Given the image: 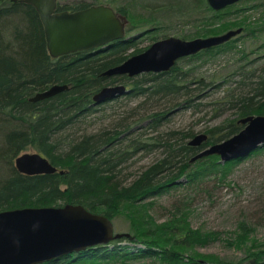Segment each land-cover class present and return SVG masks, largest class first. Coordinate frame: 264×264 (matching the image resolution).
<instances>
[{
	"label": "trees",
	"instance_id": "obj_1",
	"mask_svg": "<svg viewBox=\"0 0 264 264\" xmlns=\"http://www.w3.org/2000/svg\"><path fill=\"white\" fill-rule=\"evenodd\" d=\"M110 3L117 13L129 15L125 6ZM193 3L199 8L208 7L206 0ZM92 5L94 1L80 0L60 4L58 8L77 11ZM262 29L259 27L258 31ZM224 30L209 32L214 35ZM246 31L253 32L250 27ZM142 34L133 36L131 31L126 32L125 39L114 41L109 47L53 58L35 8L13 0L7 5L0 0V211L74 204L112 222L121 218L129 221L127 231L123 232L116 231L113 223L114 237L107 243L88 246L43 264H231L218 256L195 252L197 247L207 245L215 233L204 235L192 229L189 214L181 206H174L161 224L136 208L141 203L143 209L153 205L156 195L169 188L190 186L219 173L225 176L245 159L222 163L218 155H208L191 162L202 150L237 134L243 128L238 123L240 119L264 115V66L250 69L245 76L239 74L237 91L227 92L239 120L206 130V140L200 146H192L190 141L198 135L193 130L163 131L162 126L174 112L199 109L202 105L194 104L196 97H208L212 88H219L220 84H215L217 79L209 83L190 79L191 75L178 63L161 73L134 77L102 75L149 47L140 46ZM241 38L190 58L231 50L233 42ZM55 84H67L69 88L38 102L29 101ZM117 84L130 89L123 95L126 101L137 100L138 104L128 116H119L111 127L89 129L91 116L99 111L94 95ZM193 84L197 87L192 88ZM112 100L119 101V97ZM133 115L135 120L130 121ZM30 148L65 170L63 174L20 173L15 160ZM157 149L162 150V157L154 164L129 172L132 166L128 162ZM183 178L185 183L179 181ZM240 233L229 244L244 249L249 264H259L264 260V249L254 251L261 246L257 248L254 239L247 237L248 229H241ZM116 234L122 236L115 237Z\"/></svg>",
	"mask_w": 264,
	"mask_h": 264
},
{
	"label": "rangeland",
	"instance_id": "obj_2",
	"mask_svg": "<svg viewBox=\"0 0 264 264\" xmlns=\"http://www.w3.org/2000/svg\"><path fill=\"white\" fill-rule=\"evenodd\" d=\"M77 1L80 0H61V4H73ZM84 1H94L95 5L111 7L113 4L110 1H114L125 6L129 12V15H125L129 20L128 25L134 26L132 29L126 28L127 34L131 31L133 36H136L148 31L141 35V47L150 46L169 37L189 41L242 29L238 35V38H242L233 42L231 50L201 54L195 59L188 56L177 61L178 66L191 75L190 79H200L205 83L217 79L215 84H220V87L212 88L208 97H196L194 104L200 102L202 105L199 109L194 107L174 112L168 123L162 126V130H193L196 134H201L216 126L223 127L239 120L237 108L233 106L230 97H227V92L237 91L241 81L239 74L244 75L252 68L257 70L264 66V0H240L219 11L209 5L199 8L194 5V0ZM5 4L10 5L11 0H5ZM247 27L253 32H247ZM259 27L263 29L258 31ZM222 28L225 30L219 34L211 35L209 32ZM151 37L155 40H151ZM240 68L241 73L238 72ZM195 87L197 85L193 84L192 88ZM128 92L130 89H127L126 93ZM123 95L124 93L117 96L119 101H113L114 97L105 101L106 103L98 104L99 111L90 118L95 123L92 128H109L118 121L119 116H128L138 101L128 102ZM130 118V121L135 120V115ZM161 151L157 149L140 154L135 161L130 162L132 168L129 172L139 171L154 164L162 157ZM33 152L35 150L30 148L25 153ZM243 158L245 159L234 165L225 176L219 173L203 177L198 183L190 186L182 184L183 186L177 188H169L156 195L153 205L143 209L144 203H141L136 211L150 214L157 224H161L169 218L170 210L173 212L174 206H181V210L184 209L189 214L188 222L192 229L200 230L204 235L215 233L207 245L197 247L195 252L218 256L231 264H249L245 250L230 245L229 241H232L241 229H248L247 237L249 235L254 239L257 248L261 246L254 251L258 253L264 249V147L261 151ZM184 180L183 178L179 181L185 183ZM113 223L117 226L116 231H127V218ZM243 234L244 231L240 233ZM248 245H251L250 240ZM259 264H264V260Z\"/></svg>",
	"mask_w": 264,
	"mask_h": 264
},
{
	"label": "water",
	"instance_id": "obj_3",
	"mask_svg": "<svg viewBox=\"0 0 264 264\" xmlns=\"http://www.w3.org/2000/svg\"><path fill=\"white\" fill-rule=\"evenodd\" d=\"M29 4L37 11L42 23L47 49L53 58L109 47L125 39L128 19L109 5H92L83 10L61 11V0H13ZM218 11L240 0H206ZM242 29L225 34L183 40L169 37L156 41L145 51L130 56L122 64L108 69L103 76L169 71L179 59L203 50L223 45L239 35ZM67 84H55L29 98L38 102L64 90ZM125 85L103 88L94 95L100 104L126 93ZM243 128L227 140L212 145L194 156V162L204 156L218 155L222 163L243 158L264 145V115H252L240 120ZM207 135H196L190 145L200 146ZM18 171L28 174L54 173L46 157L37 152L24 153L15 160ZM64 171H60L63 174ZM113 222L106 216L94 214L81 205L66 204L52 207H27L0 211V264H43L88 246L107 243L114 237ZM116 234L115 237H121Z\"/></svg>",
	"mask_w": 264,
	"mask_h": 264
},
{
	"label": "bare ground",
	"instance_id": "obj_4",
	"mask_svg": "<svg viewBox=\"0 0 264 264\" xmlns=\"http://www.w3.org/2000/svg\"><path fill=\"white\" fill-rule=\"evenodd\" d=\"M53 86V85H52ZM52 86H50V87H52ZM49 87V88H50ZM48 88V89H49ZM47 90V89H46ZM45 91V90H44ZM43 92V91H42ZM125 94V93H124ZM35 96V95H34ZM117 97V96H116ZM115 97V98H116ZM90 122H91V127L89 128V129H92V130H97L98 128H92V126H93V124H95V123H93V121L92 120H90ZM48 160V159H47ZM49 161V160H48ZM135 161V160H134ZM50 162V161H49ZM51 163V162H50ZM127 164H130V162H128ZM54 167H56V166H54ZM57 168V171H65V170H62V169H60V168H58V167H56ZM20 172V171H19ZM20 173H22V172H20ZM55 173V172H54ZM22 174H25V173H22ZM43 174H53V173H43ZM26 175H28V174H26ZM34 175H36V174H34ZM29 176H33V175H29Z\"/></svg>",
	"mask_w": 264,
	"mask_h": 264
}]
</instances>
